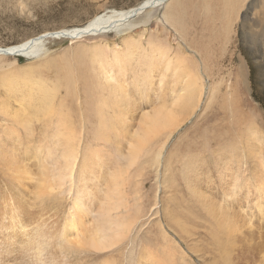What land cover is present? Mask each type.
<instances>
[{
  "label": "rangeland",
  "instance_id": "1",
  "mask_svg": "<svg viewBox=\"0 0 264 264\" xmlns=\"http://www.w3.org/2000/svg\"><path fill=\"white\" fill-rule=\"evenodd\" d=\"M139 1L0 0V46L17 44L40 34L70 29L81 25L94 13L127 9ZM183 1L180 0V4ZM199 1L186 0V4L191 3V8ZM109 4L112 5L111 8L106 7ZM192 8L197 14L196 18H192L189 11L194 23L193 45L204 52L208 37L215 36L210 33L208 35L206 30L201 28L203 22L200 10ZM158 9V12H153L156 14L155 20L150 8H147L135 19L138 25L136 23L135 26L123 28L117 33L108 32L78 40L57 39L52 38L50 34L46 35L41 44L44 50L37 58L0 57V155L3 153V161L0 159V221L3 223L0 228V240L5 249L7 244L3 236H10L9 240L14 243L9 254L11 258L16 256L18 259L13 264H22L20 259L26 253L27 247L26 234H30L33 228L39 225V221L44 219L47 229L52 226L59 229L60 225L73 224L76 225L75 228H68L65 232L74 233L79 229V237H82V233L87 235L89 228L97 221L100 203L108 193L109 181L115 176L118 178L117 199L122 204L117 214L124 217L128 215L133 220L137 217V221L129 225L126 236L108 251L95 252L86 247L79 248L80 246L67 249L64 260L69 264H264L256 255L252 254L249 258L241 245L242 238L244 240L248 235L246 233L259 234L264 231V0H244L228 27L223 20H215L209 24L217 31L225 28L224 42L228 44L224 46L227 49L223 50V56L226 55L228 60L222 61L217 67L213 66V62L207 61V70L203 67L199 55L184 46L182 38H174L172 27L169 26L168 34V28L156 26L164 11ZM145 12H149L148 17L151 14V18L147 23H142ZM134 29H138L140 33L133 32ZM204 33L206 34L202 35ZM136 40L138 44L135 45L133 43ZM124 44L131 46L127 49ZM156 45L161 46L159 48L162 51L166 49L163 51L167 53L165 57L160 58L158 53L161 50L155 48ZM163 45L167 47H162ZM81 49L83 50L80 51ZM89 52L97 54L100 60L97 62L101 64L103 60V65L96 63V56L92 62L93 56L89 57ZM132 52L133 54L129 55ZM147 54L152 60L145 56ZM182 55H185L187 61L191 57L192 60L188 62L201 78L202 95L193 107H189L188 103L181 107L184 115L179 114L181 121L166 140L164 132L158 135V138L148 144L145 151L139 153L137 162L128 166L125 158L127 143L123 131L131 128L134 130L145 111L152 112L151 109L164 105L171 107L173 95L170 88H179V85L174 86L171 81L177 74L172 68H164L165 64L162 63ZM206 56L212 60L215 57L214 49L209 48ZM109 60H114V64ZM139 60L141 61L138 63ZM149 61L153 63L149 64ZM118 63L124 66L122 70H118ZM126 66L128 68H125ZM154 66L156 67L153 68ZM139 67L143 69L142 78L145 83L149 79L148 86H139L140 81L135 77L139 74ZM129 68L132 69L130 72L126 70ZM151 68L153 70L149 72ZM108 69H111L110 73ZM108 74L115 75L111 78L114 80L105 78ZM12 79L18 81L14 82L16 85L22 83V87L19 89L20 86H14ZM121 79L124 81L123 89L125 88L126 94L129 92L133 97L128 94L127 97L132 98L129 100L126 97L130 104L126 105V102L122 106L119 104L120 98L114 99L115 85L119 84ZM110 82L114 86L112 90ZM108 84L109 86H106ZM15 89L21 90V93L23 91V96L28 94L31 98L22 97ZM39 90L43 94L44 91L47 92V95L51 90L49 97L44 94L50 103L46 109L43 106L37 107L42 110L43 115L34 114L33 117L32 111L26 106L29 103H37L41 98ZM213 91L214 95L212 94L210 100L209 94ZM105 102L107 104H104ZM115 104L116 106H113ZM3 105H6V112ZM50 107L52 110H49ZM123 110H126V115ZM44 113L48 117L45 118ZM121 118L125 120L124 125ZM164 140V144L160 145ZM61 141L66 142L65 145ZM68 147L72 150L76 147L73 175L69 181L59 184L52 177L59 174L64 167L63 160L59 158V150L65 151ZM147 149L149 151H146ZM158 149L161 153L155 161ZM228 149H232V154L224 155V151ZM215 154H221L219 159H215ZM153 155L154 157H151ZM54 159H58L57 170L53 164ZM45 179L46 188L41 192L40 184ZM117 199L115 196L114 200ZM74 201L79 205L78 211L72 209ZM9 204L19 208L16 210L19 215L15 213L13 220H4V207L10 208ZM132 205L140 209L137 207L139 210H136ZM125 209L128 211L124 212ZM247 220L250 223H244ZM128 221L131 222V219ZM232 221L238 230L236 233H233L236 229L227 233V224ZM11 223L16 226L12 227ZM249 224H252V227ZM61 227L63 229V226ZM242 230L244 235L240 232ZM73 233L71 235L74 236ZM259 238L260 243L264 245V234ZM234 239L237 244H234ZM18 252H22V255ZM168 255H173V260Z\"/></svg>",
  "mask_w": 264,
  "mask_h": 264
},
{
  "label": "bare ground",
  "instance_id": "2",
  "mask_svg": "<svg viewBox=\"0 0 264 264\" xmlns=\"http://www.w3.org/2000/svg\"><path fill=\"white\" fill-rule=\"evenodd\" d=\"M168 1V0H167ZM244 0H200L197 4L195 5H192V7L194 8H198L200 10V14H201V18H202V29L206 30L207 34L209 35L212 34L214 35L215 37L214 38H211V37H208V45L206 46V49L204 52H202L201 50H198L197 49V46L193 45V29H194V23L193 21L191 20L190 18V14H189V11L192 15V18H196L197 14H195V12L193 11V8L191 7L190 8V4L187 5L186 4V0L183 1L182 4H180V0H169L167 3H164V0H140L138 4L136 5H132V6H128L129 8H125V9H120V10H110V11H107V12H104V13H94L93 16H91L89 19H87L84 23H82L81 25L79 26H75V27H72L70 29H61V30H58V31H54V32H49L48 34H40L39 36H36V37H33V38H29V39H25L24 41L20 42V43H17V44H13V45H7V46H0V50H6V51H13V50H17L19 51V53L17 54H5V53H2L0 54V57H9V56H19V57H24V58H37V56H41L42 52L44 49L42 48L41 44H42V38L46 35H49L51 34L52 38H64V39H68V40H78V39H81L83 37H88V36H95V35H99V34H103V33H108V32H119L121 29L123 28H127V27H133L135 26V24L137 23L135 19H138V17H140L142 15V13L144 11L147 10V8H150V11H151V14L152 16L154 17V20H155V15L153 12H158L156 11L160 6L161 4H163V13L160 15L159 19L157 20L156 22V26H160L162 25V28H168V31H166L168 34H169V26L170 28L172 27V29H174V38L175 39H180L182 38L184 40V46L186 48H190L192 49L197 55H199L201 61H202V64H203V67L207 70V68L205 67V64L207 63V61H210L214 63V67H217L218 65H220L219 63H222V61H227L228 60V57L223 56V50L227 49L226 47H224L226 44H225V33H224V29L223 30H216L214 27H212L211 25H209L210 23H212L213 21L215 20H223L226 27H228L229 25H231V22H232V19L233 17L236 15L237 11L240 9V7L242 6V2ZM254 1V0H253ZM196 2V1H195ZM189 3V1H188ZM190 8V10H189ZM148 13H144L143 14V19L142 20L143 22L142 23H147L149 21V19L151 18V14L150 16L148 17ZM148 17V18H147ZM131 18H134L133 20H130ZM147 18V19H146ZM146 19V20H145ZM130 20V21H129ZM141 20V19H140ZM153 20V19H152ZM138 25V23L136 24ZM133 32L135 33H140L138 29H134ZM203 32V31H202ZM166 33V34H167ZM168 34L166 35L168 37ZM206 33L202 34V35H205ZM62 35V36H61ZM130 35V34H129ZM126 36V35H125ZM131 36V35H130ZM139 36V35H138ZM195 36V35H194ZM197 36V35H196ZM134 37V36H133ZM131 37V38H133ZM198 37H201V35ZM198 37H194L195 39H197ZM126 38V37H125ZM130 37L127 39H131ZM140 38V37H139ZM158 38V37H156ZM216 38L218 41H216ZM138 39V38H137ZM134 40V39H132ZM122 41V40H121ZM125 41V39H124ZM138 40H136V42H134L133 44L136 45ZM149 41V40H148ZM147 41V42H148ZM44 42V41H43ZM127 42V41H126ZM133 42V41H132ZM150 42V41H149ZM158 42V41H157ZM164 42V41H163ZM73 43V42H72ZM129 43V42H128ZM152 43L155 44V42L153 41ZM131 44V43H130ZM138 44V43H137ZM149 46L153 45L150 43H148ZM158 44V43H156ZM161 44V43H160ZM125 45V44H124ZM127 45V44H126ZM125 45V46H126ZM97 46H99L97 44ZM96 46V47H97ZM105 46V45H104ZM128 46H131V45H128ZM128 46H126V48L128 49ZM140 46V45H138ZM157 47L155 48H158L159 50H161V46L159 45H156ZM211 46H213V48H211ZM106 47V46H105ZM151 47H154L151 46ZM150 47V48H151ZM162 47H167V46H162ZM69 48V47H68ZM133 48V46H132ZM141 48V47H140ZM178 48V47H177ZM211 49L213 50L214 49V54H215V57L212 59V60H209V58H207L208 56H206L207 52H208V49ZM72 49V48H71ZM86 48H84L85 50ZM89 49V47L87 48ZM86 49V50H87ZM93 49V48H92ZM91 49V50H92ZM95 49V48H94ZM104 49V48H102ZM106 49V48H105ZM126 49V50H127ZM136 49V48H135ZM139 48H137L138 50ZM180 49H183V48H180ZM229 49V47H228ZM83 49H81L80 51H82ZM90 50V49H89ZM96 50V49H95ZM151 50V49H149ZM157 50V49H156ZM171 50V48H170ZM163 51H166L163 50ZM162 50L160 51V53H158L160 55V58L165 57V55H167V53L165 54V52H163ZM183 51V50H182ZM91 52V51H90ZM89 52V54H91ZM168 52V51H167ZM179 52V51H178ZM178 52H176L178 54ZM227 52V51H226ZM93 53V52H92ZM136 53V52H134ZM152 53V52H151ZM186 53V52H185ZM213 53V51H212ZM45 54V53H43ZM75 54V53H74ZM115 54V53H113ZM128 54V53H127ZM127 54H124V55H127ZM132 53H130L129 55H132ZM144 54V53H143ZM171 54V53H169ZM184 54V53H183ZM82 55V54H81ZM80 55V56H81ZM97 54H91L89 57H92V62H94L93 59H95V56ZM116 55V54H115ZM135 55V54H134ZM133 55V56H134ZM149 54L145 55V56H148ZM157 55V54H156ZM156 55H151L152 57L156 56ZM103 56V54H102ZM118 56V55H117ZM172 56V55H171ZM175 56V55H174ZM74 57V55L72 56ZM77 57V56H76ZM97 57V56H96ZM109 57V56H108ZM149 60H152L150 59V56H148ZM185 55H182V56H177L175 60H173L172 58L171 59H168L165 63H162L165 64L164 68H172L174 73L177 74V76L171 81V83H173L174 86H178L179 85V88L178 89H171L170 88V93L173 95V99H172V104L170 105L171 107L167 108L165 104V102L162 104L164 106H161V107H158L156 109H151L152 112H148V111H145L143 114H141V118L138 122V124L136 123V128L133 130V128H131L130 130H126V132L123 131L124 133V139L127 143V152L125 154V158H126V162L128 163V166L133 164L135 161H136V158L138 157L139 153L140 152H143L145 151L146 147L148 146V144H150L152 142V140L154 138H156L158 135L162 134L164 132V135H165V140L167 139L168 135L171 134L172 130L177 127L181 121V116H179V114H183L182 112V109L181 107L185 104V103H188V106L189 107H193L196 103H198V99H200L199 97L202 95V91H203V84H202V81H201V78L198 76L199 74L195 73L193 70H194V67L191 66V64H189L188 61H190V59L187 61L185 58ZM41 58V57H40ZM127 58V56L125 57ZM131 58V57H130ZM129 58V60H130ZM142 58V57H141ZM146 57H143L142 59H144ZM174 58V57H173ZM231 58V56L229 57ZM237 58V57H236ZM45 59V58H44ZM68 59V57H67ZM74 59V58H73ZM128 59V58H127ZM138 59V58H137ZM239 59V58H238ZM79 60H82V59H79ZM97 60H99V58L97 57V59H95L96 63ZM115 60V58H114ZM112 60V61H114ZM128 60V61H129ZM162 59H160L159 61L161 62ZM192 60V59H191ZM52 61V60H51ZM68 61V60H67ZM75 61V60H74ZM106 61V59H105ZM111 60H109L110 62ZM111 61V62H112ZM123 61V60H122ZM136 61V60H135ZM141 60L138 61V63L140 62ZM147 61V60H146ZM157 61V60H156ZM44 62H46V59L44 60ZM71 62V61H69ZM80 62V61H79ZM103 60H101V64H102ZM108 62V61H107ZM118 61H116L117 63ZM115 63V65H116ZM124 63H128V62H124ZM145 63V61H144ZM149 64H152L153 62L149 61L148 62ZM71 64V63H70ZM84 64V62H83ZM100 63H98V65L101 66ZM109 64V63H108ZM112 64H114V62H112ZM120 65L118 70H122L124 68V66H122L121 63H118ZM131 64V62H130ZM129 64V65H130ZM135 64V63H134ZM103 65V64H102ZM113 65V66H115ZM125 65V64H124ZM147 65V64H146ZM145 65V66H146ZM192 65L194 66V64L192 63ZM85 66V65H83ZM106 66V65H105ZM112 66V67H113ZM131 66V65H130ZM133 66V65H132ZM131 66V67H132ZM159 66V65H158ZM199 66V65H197ZM92 67V65H91ZM108 67V66H107ZM106 67V68H107ZM117 67V66H116ZM115 67V68H116ZM156 66H154L153 68H155ZM163 67V66H162ZM38 68V67H37ZM102 68H104V66H102ZM114 68V69H115ZM125 68H128L127 66ZM209 68V67H208ZM81 69V68H80ZM92 69V68H91ZM112 69V70H114ZM131 68L129 69H126V70H129V72L132 70H130ZM135 69V68H133ZM162 69V68H161ZM93 70V69H92ZM99 70H101L99 68ZM109 70V73H110V70L111 69H108ZM118 70H115V72ZM139 74L138 76H135L136 79L139 82V86H148L149 84V79H147L148 81L145 83L144 79L142 78V73H143V69L141 70V67H139ZM153 69H149V72H151ZM156 70V69H155ZM218 70V69H217ZM106 71V70H104ZM137 71V70H135ZM142 71V72H141ZM162 71H164L162 69ZM161 71V72H162ZM169 71H171V69H169ZM103 72V71H102ZM101 72V73H102ZM107 72V71H106ZM114 72V71H113ZM168 72V71H167ZM208 72V71H207ZM99 73V72H98ZM108 73V72H107ZM107 73H104L103 74H107ZM128 74V72H126ZM154 73V72H153ZM102 74V75H103ZM121 74V72H120ZM162 74H165V73H162ZM209 75L213 76L211 72H208ZM122 75V74H121ZM134 75V74H132ZM10 76V75H9ZM106 76V75H104ZM108 77H105L107 79H111L112 77H115L112 76L111 74L107 75ZM131 76V75H130ZM157 76V75H156ZM161 76V74H160ZM172 76V74H171ZM201 76V75H200ZM26 77V76H25ZM132 77V76H131ZM155 77V76H154ZM161 77H164V75H162ZM167 77V76H166ZM6 78V76H5ZM9 78V77H8ZM12 78V77H11ZM120 78V77H119ZM128 78V77H127ZM146 78V76H145ZM32 79V78H31ZM106 79V80H107ZM167 79V78H166ZM6 80V79H5ZM105 80V81H106ZM111 80H114V79H111ZM117 80V79H115ZM131 80V79H129ZM134 80V78H132V81ZM163 80V78H162ZM11 81V80H10ZM13 81V84L14 82L18 83V81ZM22 81V79H21ZM24 81V79H23ZM127 81V80H126ZM125 81V82H126ZM152 81V80H151ZM159 81V79H158ZM9 83V81H7ZM25 82V81H24ZM23 82V83H24ZM102 82V81H101ZM116 82V81H115ZM113 82V83H115ZM123 80L121 79L120 83L119 84H116L115 88L116 90H114V94H115V97L114 99H118L120 98L119 100V104L120 106H122L123 104L125 105L126 102L128 104L129 103V100H131L133 97L130 96V93L128 92L126 94L125 92V88L123 89ZM128 82V81H127ZM165 82H168V81H165ZM7 83V84H8ZM111 83V82H110ZM117 83V82H116ZM4 84V83H3ZM6 84V85H7ZM22 84V83H21ZM21 84L19 85H16L14 84V86H20ZM103 84V83H102ZM106 84H107V81H106ZM127 84V83H125ZM129 84V83H128ZM160 84V82H159ZM158 84V85H159ZM6 85H4V87H7ZM11 85V83L9 84ZM8 85V86H9ZM45 85V84H44ZM98 85H99V82H98ZM104 85V84H103ZM169 85V84H168ZM13 87V85H11ZM67 86V85H66ZM106 86H109L106 85ZM138 85H136L137 87ZM22 86L18 87L19 89L21 88ZM111 90L114 88V86H112V83H111ZM160 87V85H159ZM168 87H172V86H168ZM8 88V87H7ZM138 88V87H137ZM161 88H162V85H161ZM175 88V87H174ZM25 89V88H23ZM48 89V88H47ZM139 89V88H138ZM5 90V89H4ZM9 90H12V89H9ZM16 90V89H15ZM18 90V89H17ZM16 90V91H17ZM27 90V89H26ZM109 90V91H111ZM5 91H8L5 90ZM28 91V90H27ZM40 91V90H39ZM48 91V90H46ZM51 91V90H50ZM49 91V92H50ZM138 91V90H137ZM141 91V89H140ZM15 93V91H13ZM12 92V93H13ZM25 92V91H24ZM48 92V95L45 93L44 91V94H46V96L49 97L50 93ZM23 93V91H22ZM21 93V90H18V94H20L22 97H25V98H31V97H28L29 95L26 94L25 96H23ZM32 93V92H30ZM41 93V98L37 101V103L35 104L34 102L33 103H29L28 106H26V108H29L31 111H32V116L34 117V114L36 116H40V115H43V112H41L42 110H39L37 107H40V106H43L45 109L48 108V102L47 101V97L40 91ZM214 91L209 94V99L213 97V94ZM34 94V93H32ZM112 94V95H114ZM129 94L130 97H127V95ZM213 94V95H212ZM17 95V94H16ZM14 96V95H12ZM52 96V95H51ZM57 96V95H55ZM67 96V95H66ZM71 96V95H69ZM129 98V100L126 99ZM160 97V96H159ZM122 99V100H121ZM52 100V99H50ZM54 100V99H53ZM73 100V99H72ZM105 100V99H104ZM127 100V101H125ZM142 100V99H141ZM165 100V99H164ZM211 100V99H210ZM106 101V100H105ZM125 101V102H124ZM163 101V100H162ZM168 101V100H166ZM170 101V100H169ZM209 101V100H208ZM66 102V101H65ZM131 102V101H130ZM158 102V101H157ZM52 103V101H51ZM59 103V101H58ZM132 103V102H131ZM134 103H137V102H134ZM149 103V102H148ZM153 103V102H152ZM161 103V102H160ZM104 104H107V102H105ZM114 104V103H113ZM145 104V103H144ZM151 104V102H150ZM55 105V104H53ZM65 105V104H63ZM111 105V104H110ZM149 105V104H148ZM155 105V104H154ZM154 105H151L153 107H156ZM59 106H61V104H59ZM104 106V105H103ZM108 106V105H107ZM105 106V108L107 107ZM113 106H116L113 105ZM141 106V105H140ZM2 107H4V111L6 112V105H3ZM42 108V107H41ZM109 108V107H108ZM113 108V107H112ZM111 108V109H112ZM183 108V107H182ZM118 109V108H117ZM134 109H136L134 107ZM149 109V108H148ZM194 109V108H193ZM21 110V109H20ZM49 110H52V108L50 107ZM141 110V109H140ZM147 110V109H146ZM150 110V109H149ZM22 111V110H21ZM47 111V110H46ZM55 111V110H54ZM123 114L126 115V110H123ZM24 113V112H22ZM122 113V112H121ZM120 113V114H121ZM48 114V113H47ZM119 114V113H118ZM191 114V113H190ZM45 115V113H44ZM53 115V114H52ZM111 115V114H110ZM184 115V114H183ZM48 117L47 115H45V118ZM51 117V116H49ZM140 117V116H139ZM184 117V116H183ZM14 120H16L15 116L13 117ZM18 118V117H17ZM104 118V117H103ZM113 118V117H112ZM136 118V117H135ZM100 119V118H99ZM119 119V118H118ZM125 119H127L125 117ZM20 120V118H19ZM110 120H113V119H110ZM128 120V119H127ZM132 120V119H131ZM22 121V120H21ZM129 121V120H128ZM18 122V120H17ZM111 122V121H110ZM120 122V121H119ZM123 122H125V120L123 118H121V123L123 124ZM19 123V122H18ZM17 123V124H18ZM23 123V121L21 122ZM28 122H26V125H27ZM109 123V122H108ZM107 123V124H108ZM130 123V122H128ZM118 124V122H117ZM121 124V125H122ZM114 125V124H112ZM124 125V124H123ZM128 125V124H127ZM131 125V124H130ZM135 125V124H134ZM29 126H32V125H29ZM109 126V125H108ZM117 126V125H116ZM27 128V126H24ZM70 128V127H69ZM72 128V126H71ZM125 128L122 127V129ZM127 128V127H126ZM130 128V127H129ZM28 129V128H27ZM102 131V130H101ZM120 131V130H119ZM118 131V132H119ZM119 134V133H118ZM121 136V135H120ZM110 137V135H109ZM118 137V136H117ZM116 137V138H117ZM115 138V137H114ZM158 138V137H157ZM67 139V138H65ZM110 140V139H109ZM164 141H162V144L160 145H163L164 144ZM64 145L66 142L64 141H61ZM158 141H156V144H157ZM159 145V143L157 144ZM156 145V146H157ZM151 146V145H150ZM161 147V146H160ZM5 150V149H4ZM154 150V148H153ZM231 150L232 149H228V150H225L224 151V155L225 154H229L231 155ZM146 151H149V149H147ZM60 152V153H59ZM59 158L61 160H63V163H64V167L61 169L60 173L59 174H55L52 179H56L58 181L59 184H63L65 183L66 181H69L71 179V176L73 175L72 174V170H73V165H74V162L76 160V157H77V153H76V147L72 150V148L68 147L65 149V151H61L59 150ZM160 149L157 150V153L155 154V157L154 155L151 156V157H154V160L157 161L160 157ZM3 153H1L2 155ZM98 154V153H97ZM1 155H0V159L1 158ZM141 155V154H140ZM221 156V154H215L214 157L215 159H219L218 156ZM7 156V155H6ZM8 157V156H7ZM142 157V156H141ZM149 157V156H147ZM143 158V157H142ZM11 159V158H10ZM151 159V158H150ZM149 160V159H148ZM152 160V161H154ZM3 161V159H2ZM24 161V160H23ZM42 161V160H41ZM57 161L58 159H54L53 160V164H54V167L55 169L57 170L59 168L58 164H57ZM6 162V161H5ZM15 162V160H14ZM137 162V161H136ZM135 162V163H136ZM148 162V161H147ZM146 162V164H147ZM17 163V162H16ZM149 163V162H148ZM170 163V162H169ZM27 164V163H26ZM45 164V163H44ZM138 164V163H137ZM150 164V163H149ZM154 164V162L152 163ZM16 165V164H15ZM30 165V164H29ZM150 166V165H149ZM136 167H139V165H136ZM24 168V167H23ZM21 172H22V169H20ZM26 170H28L26 168ZM128 170V169H127ZM141 172L143 171V169H140ZM27 172V171H26ZM129 172V171H128ZM18 174V173H17ZM28 174V172H27ZM128 174V173H127ZM46 176V175H45ZM26 178V177H25ZM12 179V177H11ZM124 179V178H123ZM41 182V181H40ZM38 186V185H37ZM36 186V187H37ZM24 187V186H23ZM28 187V186H27ZM57 187V186H56ZM61 187V186H60ZM46 188V179L44 181L41 182L40 184V191H44ZM189 188V187H188ZM35 189V188H34ZM61 189V188H60ZM137 189V188H136ZM37 190V189H36ZM50 190V188H49ZM17 192V191H16ZM30 192V191H29ZM108 193L105 194L104 196V200L101 201L100 203V213L98 214V218H97V221L96 223H94L92 225L91 228H89V232L87 235H84L82 233V237H79V229L77 230V232H65L68 228H75L76 225H73V224H69V226H65V225H60L59 229H57L55 226H52V227H49L48 229L46 228V225L45 224V219L43 217L44 220L42 221H39V225L37 226H32L34 227L33 228V231L29 234H26V237H25V240L27 242V247L25 248L26 249V253L23 255V258L20 259L22 260V264H69V262L65 261L64 260V257L66 256L65 253H66V250L69 249V248H72L75 247V248H78L77 246H80L79 248L81 247H86L87 249L89 250H93V251H108L110 250L114 245H116V243L120 240H122L123 236L129 231V225L132 224L133 222L135 223V221H137V217L136 219H132L130 217H128V215L125 217L124 216H120L117 214L118 212V209L120 208V206H122V204L120 203V200L117 199V194H118V178L115 176L114 178L111 177L110 181H109V184H108ZM137 193V192H136ZM116 196V199L117 200H114L115 196ZM51 195V194H50ZM9 196V195H8ZM38 198V197H37ZM50 199V198H48ZM8 200V199H7ZM6 202L9 201L10 203V200H8ZM24 200V199H23ZM55 200V198H54ZM25 201V200H24ZM34 202V201H33ZM240 203V202H238ZM28 204V203H27ZM126 204V203H125ZM10 205V204H9ZM238 205V204H237ZM133 206V205H132ZM228 206H231V205H228ZM135 207L137 208L138 206L135 205ZM133 206V208H135ZM46 208V207H45ZM135 208V209H136ZM139 208V207H138ZM136 209V210H139V209ZM243 208V207H242ZM264 208V207H263ZM17 209H19L17 206H13L10 205V208H6L4 207V220H13V217L12 216H15V215H19V213L17 214ZM72 209L74 211H78L79 210V205L76 201L73 202L72 204ZM129 209V208H128ZM131 209V208H130ZM217 209V208H216ZM225 209V208H224ZM133 210V209H132ZM227 210V209H226ZM263 210V209H262ZM124 212L128 211V210H123ZM134 211V210H133ZM221 211V210H220ZM245 211V209H244ZM247 211V210H246ZM252 211V210H250ZM97 212V211H96ZM135 212V211H134ZM140 212V211H139ZM16 213V214H15ZM113 213L115 215H113ZM128 213V212H127ZM137 213V212H135ZM222 213V212H221ZM225 214L226 211L224 212ZM258 213V212H257ZM15 214V215H14ZM43 214V213H42ZM45 214V213H44ZM219 214V213H218ZM234 214V213H233ZM253 214V213H252ZM262 214V213H261ZM9 215V216H8ZM71 215V214H70ZM102 215V216H100ZM228 215V214H227ZM238 215V214H237ZM251 215V214H250ZM42 216V215H41ZM72 216V215H71ZM263 216V214H262ZM171 217V216H170ZM237 217V216H236ZM244 217V216H243ZM246 217V215H245ZM249 217V216H248ZM41 218V217H40ZM221 218V217H220ZM241 218V217H240ZM254 218V217H253ZM99 219V220H98ZM128 219H131V222L128 221ZM245 219V218H243ZM248 219V218H247ZM261 219V218H260ZM36 220V219H35ZM241 220V219H240ZM251 220V219H249ZM253 220V219H252ZM22 221V220H21ZM219 221V220H218ZM36 222V221H34ZM240 222V221H238ZM243 222V221H242ZM245 222H248L250 223L248 220L247 221H244ZM25 223V222H24ZM65 221H63L62 224H64ZM222 222H220L221 224ZM12 224V223H11ZM20 224V221L18 222V225ZM33 224V223H32ZM186 224V223H185ZM226 224V223H225ZM238 224V223H237ZM91 225V224H90ZM137 225V224H136ZM229 229H227V233H230V231L232 230H235L237 225L232 221L231 224H227ZM242 225V224H241ZM246 225V224H244ZM248 225V224H247ZM251 225L252 227V224H249ZM254 225V224H253ZM16 226V225H14ZM13 224H12V227H14ZM26 226V225H25ZM63 226V229L62 227ZM221 226V225H220ZM3 227V223L0 221V228ZM11 227V226H10ZM10 227H8L10 229ZM82 226H80L81 228ZM248 227V226H247ZM260 227V226H259ZM7 228V229H8ZM29 228V227H28ZM51 228V229H50ZM6 229V228H5ZM23 229V228H22ZM62 229V230H60ZM132 229H133V226H132ZM162 230V228H160ZM181 229V228H180ZM250 229V228H249ZM13 230V229H11ZM238 230V228L235 230V232L233 233H236V231ZM256 230V229H255ZM22 231V230H21ZM248 231V230H247ZM251 231H252V228H251ZM263 231V229H262ZM163 232V230H162ZM242 232V234L244 235L245 233H243V230L240 231ZM239 232V233H240ZM253 232V231H252ZM23 233V232H22ZM74 234L71 235V234ZM232 233V234H233ZM238 233V232H237ZM248 234V235H247ZM264 234V231L262 233H259V234H252V233H246V237L245 239L241 240V245L242 247L244 248V250L246 251V253L248 254V257L250 258V256L253 254V255H256V258H259L261 262H264V245H262L260 243L261 240H259L260 238V235ZM189 235V234H188ZM73 236V237H72ZM126 236V235H125ZM124 236V237H125ZM163 238H164V235L162 234ZM22 237V236H21ZM72 237V239H71ZM23 238V237H22ZM168 238V237H167ZM241 238V237H239ZM10 239V236H3V240H5L6 244H7V249H5V246H1V240H0V264H13L15 263V261L18 259H16V256H14L13 258H11V255L9 254V252H12L13 250V247H14V243L12 241L9 240ZM236 239V238H235ZM234 239V241L236 242V240ZM238 239V238H237ZM264 239V238H263ZM124 240V239H123ZM146 240V239H144ZM233 240V239H232ZM19 241V240H18ZM167 241V240H166ZM239 241V239L237 240ZM222 242V241H221ZM240 242V241H239ZM22 243V242H21ZM149 243V242H148ZM170 243V242H169ZM24 244V243H23ZM234 244H237L234 243ZM122 245V244H120ZM153 245V244H151ZM168 245V244H167ZM231 245V244H230ZM155 246V245H154ZM21 247V246H20ZM116 247V246H115ZM141 248V247H140ZM171 248V247H170ZM168 248V249H170ZM175 248V247H174ZM153 249V247H152ZM71 250V249H70ZM76 250V249H75ZM82 250V249H81ZM140 250V249H138ZM147 250V249H145ZM174 250V249H173ZM178 250V249H176ZM83 251V250H82ZM144 251V250H143ZM154 251V250H153ZM73 252V251H72ZM150 252V251H149ZM19 253V252H18ZM82 253V252H81ZM80 253V254H81ZM84 253V252H83ZM145 253V252H144ZM162 253V252H161ZM166 253H167V249H166ZM173 253V251H172ZM22 255V252L19 253ZM30 254V256H29ZM68 254V253H67ZM74 254V253H73ZM76 254V253H75ZM151 254V253H150ZM154 254V252H153ZM152 254V255H153ZM169 254V253H167ZM17 255V254H16ZM138 255V254H137ZM145 255H147L145 253ZM161 255V254H159ZM158 255V256H159ZM229 255V254H228ZM246 255V254H245ZM76 256V255H75ZM157 256V255H156ZM166 256V254H165ZM169 256V255H168ZM173 256V255H172ZM171 256V257H172ZM236 256V255H235ZM247 256V255H246ZM80 257V256H79ZM162 257V256H161ZM167 257V256H166ZM170 257V256H169ZM170 257V258H171ZM228 257V256H227ZM147 258V257H146ZM151 258V257H150ZM156 258V257H154ZM160 258V257H159ZM163 258V257H162ZM169 258V259H170ZM235 258V257H234ZM73 259V258H72ZM141 259V258H139ZM157 259V258H156ZM167 259V258H166ZM172 259V258H171ZM228 259V258H227ZM247 259V258H246ZM68 260V259H67ZM108 260V259H107ZM162 260V259H161ZM173 260V259H172ZM249 260V259H248ZM73 261H75V259H73ZM149 263H150V260H148ZM229 261V260H227ZM18 262V261H17ZM168 262V261H167ZM237 262V261H236ZM19 263V262H18ZM75 263V262H74ZM71 264V263H70ZM73 264V263H72ZM84 264V263H83ZM112 264V263H111ZM153 264V263H152ZM236 264V263H234Z\"/></svg>",
  "mask_w": 264,
  "mask_h": 264
},
{
  "label": "water",
  "instance_id": "3",
  "mask_svg": "<svg viewBox=\"0 0 264 264\" xmlns=\"http://www.w3.org/2000/svg\"><path fill=\"white\" fill-rule=\"evenodd\" d=\"M2 53H5V54H17V53H19V51L13 50V51L9 52V51H6V50L3 49V50H0V54H2Z\"/></svg>",
  "mask_w": 264,
  "mask_h": 264
},
{
  "label": "snow or ice",
  "instance_id": "4",
  "mask_svg": "<svg viewBox=\"0 0 264 264\" xmlns=\"http://www.w3.org/2000/svg\"><path fill=\"white\" fill-rule=\"evenodd\" d=\"M167 2V0H164V3H166ZM106 7H108V8H111L112 7V5L111 4H109V5H107ZM159 11H163V4H161V6L159 7V9H158ZM154 22V21H153Z\"/></svg>",
  "mask_w": 264,
  "mask_h": 264
}]
</instances>
